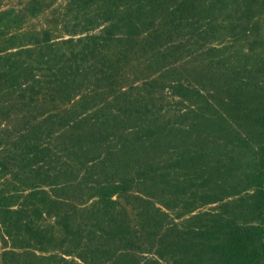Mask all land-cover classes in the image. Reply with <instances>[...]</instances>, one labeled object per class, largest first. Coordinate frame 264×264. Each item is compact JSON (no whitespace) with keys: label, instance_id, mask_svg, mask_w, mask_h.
<instances>
[{"label":"rangeland","instance_id":"obj_1","mask_svg":"<svg viewBox=\"0 0 264 264\" xmlns=\"http://www.w3.org/2000/svg\"><path fill=\"white\" fill-rule=\"evenodd\" d=\"M130 83L135 89L122 97L139 119L170 131L165 148L149 143L151 159L161 161L157 172L183 175L169 186L155 179L150 217L129 212L132 246L107 235L118 222L108 226L104 217V234H95L115 253L106 264H236L237 256L217 246L232 231L244 240L243 256L253 252L252 264H264V0H0V264H81L57 251L65 234L55 222L70 211L72 228H89L94 201L84 208L66 201L49 211L34 204L38 215L27 203L34 192L51 196L65 182L60 170L81 176L90 167H81L70 148L80 126L75 117L106 102L115 113L110 99ZM58 88L85 99L73 109V128L60 122L42 129L49 102L41 93ZM87 125L113 137L135 132L110 119ZM61 144L68 146L61 151ZM141 149H129L133 170ZM106 156L96 163L116 179L123 169ZM180 182L181 190L170 187ZM139 189L133 196L144 195ZM130 204L150 208L136 199ZM20 208L26 212L15 217L17 230L6 210ZM21 242L29 247L17 248Z\"/></svg>","mask_w":264,"mask_h":264},{"label":"trees","instance_id":"obj_2","mask_svg":"<svg viewBox=\"0 0 264 264\" xmlns=\"http://www.w3.org/2000/svg\"><path fill=\"white\" fill-rule=\"evenodd\" d=\"M110 35L114 36L115 34L111 32ZM5 81L8 80L6 79ZM153 82L155 81H150L146 85ZM128 87V92L119 91L118 93H115L110 99L113 102L112 106L113 109H115V113L109 111L107 105H109L110 102H106L98 106V110L88 112L86 109H84L86 111H82L81 113L77 114V117H75V119L78 118V123L80 124V126L75 127V129L78 128V130L76 136L73 139L74 142L70 141V148L74 149L75 153L80 158L78 160L81 167L87 165L88 163H90V167H86L84 173L81 176H78L72 170L71 172H67L66 169L60 170L57 175L65 179V182L59 185L58 189L49 190L51 196L46 195L44 191L41 192V195L43 194L42 198H40L39 192H34L32 193V195L30 194V199L34 201L33 204L30 202L27 203L28 207H32L34 204L43 205L45 206L43 208L48 209L49 211V209L59 207L63 203H66V201H72L75 207L77 206L83 208L85 207V205H87V203L94 201V203L90 206L92 207L91 209L93 214L87 217V221L89 220L91 222L89 228H81L78 226L72 228L70 222V211L64 213L63 215H60V217H58V220L55 222L58 226H60L65 234L63 239L59 241L60 245L58 246L61 248V250L57 251H59L63 255L78 259L81 264H106L105 260H111L115 256V253L110 252V249L105 248V246L109 245V243L106 242L103 235L99 234L96 236L95 234V230H98L100 233L104 234L102 225L105 221L104 217L107 219L106 221H108V226H110L111 223L118 222V224H116L114 228H112L113 226L111 227L115 231H112V233L109 232L107 233V235L111 237L113 236V234H115V238L119 239L117 241L120 242L121 240H123L127 246H132V234H134V232H131V228L129 226V212H132L136 209L139 214H145L147 217H150V213H153L150 210L153 203L152 199L153 196H157L155 189H153L155 179L158 177V179L163 182L165 186H169L170 178L172 182V178H174V176L176 178L183 175V173L178 175L174 173L172 177L167 179L168 175L166 173L159 171L157 172V170L160 169L161 161H153L154 159H151L153 155L149 148V143L156 141V150H159V148H165L169 143V140L164 139V136L168 135L170 131L168 129L165 130V126L155 125V121L147 122L146 124H144L139 119L140 115L137 109L133 111V107H131L124 100V97H122L126 93H131V91L135 89L134 83L128 84ZM37 94L39 93L37 92ZM75 96H77V93H66L59 88L56 90L53 89L41 93V97H43L44 100L48 101L49 103H47V107L43 109L42 119L40 122L41 124L38 125H41L42 129L48 128L49 131L52 130V125L59 124L60 122L62 123L59 125L65 124L68 127L71 124L70 128H73L74 125L72 124L74 122V116H76V112L74 113L73 109L80 106L82 103L81 101L85 99L80 94L77 98L78 101L77 99H75V102ZM56 103L60 105H64L67 103L70 104V107L67 110H59ZM107 119H110L115 126H131L128 128L130 130L132 127L135 128V132L125 135H122V133L119 132L116 133L113 137L109 133L104 134L103 132L92 131L91 128H88L90 126H88L87 124L90 122L98 120V122L101 123L106 122ZM210 122L212 123L213 121ZM37 129L40 130V126ZM207 129L210 128L207 127ZM49 131L47 130L46 132L49 134ZM210 134L211 132H207L206 136H210ZM172 137L173 136H169L168 139L171 140ZM151 139H153V141ZM209 142V140L206 141V143ZM136 144L139 147H142V152L138 153L137 151L136 158H138L137 161L139 162L137 164L138 169L133 170L132 165L134 160H132L133 158L129 155V149L132 147H136ZM46 145H44L41 150L44 154L43 158H45V160L47 158L46 155L49 152ZM66 146L68 145L61 144V151L65 150ZM170 148L173 149L174 147ZM211 149L212 148L207 151L205 147H200L198 150H202L203 153L211 156ZM176 150L179 152V147L176 148ZM120 153L128 155L130 160L122 155H119ZM104 154L107 155V158L104 157V160L109 163V161L114 156V160H116L118 169H123V171H119V173L116 175V179L113 178V175H107V173L104 171V168L99 167V164L96 163L97 160L100 159V156H104ZM144 154L147 155L143 157ZM29 159L32 160L34 159V157H31ZM104 160L101 159V161L99 162L101 163L100 166L103 165V163L105 162ZM96 169H98L97 172ZM68 178L71 179L68 180ZM182 185L183 182H180L175 187H170L173 188V190H181ZM254 185L255 183L253 182L251 186ZM137 186L140 187V189L138 191L136 190V192H141L142 194H144L141 198L133 196V189H136ZM247 189L248 188L245 187L241 190ZM56 190L61 192L60 196L56 195L55 193L54 195H52V192H55ZM236 190V188H230L227 193L236 194ZM162 192H164V190H161V193ZM36 194H39L37 198ZM114 196L115 199H112ZM121 199L123 200V203H121ZM130 199H136V201H139L140 203H142V205H150V208L147 207V210L143 211V206L139 207L140 204L137 207L135 205H131ZM126 205L130 206V209L128 211L126 210ZM32 208H34L32 210H34L37 215L40 214L41 209L39 207ZM74 209L76 211V208ZM74 209H72V213H74ZM153 211L160 212L159 209H155ZM20 212H26V209L20 208L16 211L10 209L6 210V213L8 215L7 224L16 228L17 230L20 229V225L16 222L15 217L19 215ZM32 223L33 222L29 221L28 224L30 225ZM50 228L52 229L51 232H53L54 228H52V226ZM142 229L144 230V227H142ZM28 232L30 235L35 234L31 229H28ZM54 233L55 232L49 233V238H53ZM36 234L41 238L45 236V233ZM229 234L232 237L228 238V236L223 242L217 245L221 250L220 254H225L229 257V255L232 253L233 256H237L236 264L238 259H241L245 264H252L255 261L256 254L252 252L249 254L250 256H243V238H241L239 235H236L234 231L229 232ZM99 239L103 241L100 242ZM45 240L47 244H53L50 239L47 240V235L45 236ZM74 246L78 248L79 251H75L76 249L74 248ZM28 247L29 246H26L24 242L19 243L17 246V248L22 250H25ZM41 250L46 251L43 249ZM53 251L54 250L52 249V252ZM8 254L13 255V253ZM228 257L224 256L223 258L228 259Z\"/></svg>","mask_w":264,"mask_h":264}]
</instances>
